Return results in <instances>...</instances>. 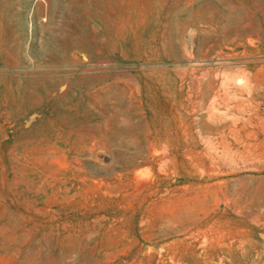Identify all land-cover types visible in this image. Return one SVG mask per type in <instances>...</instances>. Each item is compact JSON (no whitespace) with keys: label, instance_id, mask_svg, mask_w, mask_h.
Returning <instances> with one entry per match:
<instances>
[{"label":"rangeland","instance_id":"rangeland-1","mask_svg":"<svg viewBox=\"0 0 264 264\" xmlns=\"http://www.w3.org/2000/svg\"><path fill=\"white\" fill-rule=\"evenodd\" d=\"M0 264H264V0H0Z\"/></svg>","mask_w":264,"mask_h":264}]
</instances>
